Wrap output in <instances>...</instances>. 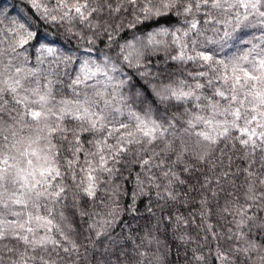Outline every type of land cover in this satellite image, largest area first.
Here are the masks:
<instances>
[{"label": "snow or ice", "instance_id": "6c2138e0", "mask_svg": "<svg viewBox=\"0 0 264 264\" xmlns=\"http://www.w3.org/2000/svg\"><path fill=\"white\" fill-rule=\"evenodd\" d=\"M25 3L87 57L23 13L0 19V264H164L154 233L187 243L189 221L156 210L181 192L200 197L192 264L209 234L217 264H264V0ZM123 214L136 223L117 239Z\"/></svg>", "mask_w": 264, "mask_h": 264}, {"label": "trees", "instance_id": "16d2710c", "mask_svg": "<svg viewBox=\"0 0 264 264\" xmlns=\"http://www.w3.org/2000/svg\"><path fill=\"white\" fill-rule=\"evenodd\" d=\"M23 13L28 19L31 21L33 24L34 29L38 30L41 34H46L48 40H54L57 41L56 46L59 47L60 44H63L65 49H73V48H79V52H70L71 55L73 56H79L81 60L85 59L87 57V52L85 50V46L83 43L77 44L76 41H72L71 44H69L68 40L65 39L64 35L58 31L57 26L54 24H46L43 21L35 19L33 16L29 15V10L27 9V5L25 3V0H0V19L3 18V16H7L8 20L15 19L17 13ZM7 25V20L4 21V26ZM249 31V35L245 36L242 41H239L236 43L235 47L231 48L230 51H237V50H245L248 45L244 44V40H248L251 38L252 30H247ZM256 35H259L257 32ZM97 46L99 49H104V45L100 43L99 41L97 42ZM99 53L94 52L92 53L93 57L97 56ZM29 55L32 57L30 60V66H35L36 60H35V51L30 50ZM46 67V65H45ZM74 75V73H73ZM223 147V145H221ZM231 155V153H229ZM238 156L240 154H237ZM220 156L219 152L215 153V158H218ZM235 162L237 165H240L241 167L244 166V163L238 159L235 158ZM228 161L227 158L225 157L224 159V164L227 165ZM232 171H235V166H233ZM134 175V174H133ZM242 180V177H241ZM193 184H195V180L192 181ZM237 183H240V180L237 181ZM127 187H131V185H127ZM186 190V187H185ZM155 195V192H153V196ZM195 197L196 202L187 204L185 206V197L183 196V192H181L180 195V200L181 204H173L171 208L166 209L164 213H160V210L157 209L158 215H165L167 216L168 213H171L173 215V220L175 215L181 214L183 215L188 221L189 225L188 227L184 228L182 226L181 231L187 236L190 237L187 243H183L179 241L178 239H175L171 235V229H169L168 233V239L164 241V231H163V225L160 227V232L159 233H154V235H159L162 244L158 247L156 244H152L151 250L152 252L159 256L163 261L164 264H192L191 262V257H192V250L197 248L198 244L203 245L204 244V237L205 233L201 231V227L203 225V218L199 215V195L197 193H192L188 197V199H191L192 197ZM125 201H128V197L124 198ZM162 203V202H161ZM171 203V202H170ZM224 200H220V205H224ZM140 211L143 212L144 210V204L139 205ZM261 216H264V213H260ZM233 219L232 216H228L227 220H221L219 218V214H213L208 222L212 223L218 232H223L226 233L227 229L230 225L228 221H231ZM135 224L136 221H134L129 215L123 214L121 218H119L116 222V227L113 230V235L116 236L117 239H119V235H127L128 229L125 227V224ZM141 224H143V221H140ZM155 223V220L153 221ZM167 223V221H165ZM75 227L78 228V230L83 231V227H87V225H83L81 227L79 217H77ZM151 227V225H149ZM140 235H143V232L140 233ZM180 233H177V236H179ZM208 239L211 241L209 244L204 245L203 251L204 254L208 257V264H217L215 258H214V252L215 248L217 246L216 241L211 240V234H209ZM221 244L224 247H227V244H225L223 241H221ZM148 247V245H146ZM209 249L212 250L211 254H209ZM5 264H8V257L7 255L5 256Z\"/></svg>", "mask_w": 264, "mask_h": 264}]
</instances>
